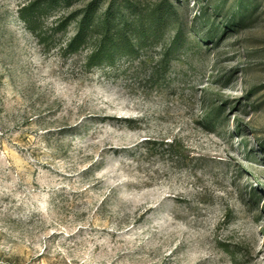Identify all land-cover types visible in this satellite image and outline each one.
Wrapping results in <instances>:
<instances>
[{
  "label": "rangeland",
  "instance_id": "1",
  "mask_svg": "<svg viewBox=\"0 0 264 264\" xmlns=\"http://www.w3.org/2000/svg\"><path fill=\"white\" fill-rule=\"evenodd\" d=\"M0 264H264V0H0Z\"/></svg>",
  "mask_w": 264,
  "mask_h": 264
},
{
  "label": "trees",
  "instance_id": "2",
  "mask_svg": "<svg viewBox=\"0 0 264 264\" xmlns=\"http://www.w3.org/2000/svg\"><path fill=\"white\" fill-rule=\"evenodd\" d=\"M34 8L35 7L33 6V4L24 6L19 10V15H20V18L23 20V22L27 25V28L30 30V32H32V34H36L37 38H40V42H41L43 40L41 35L37 34L35 27H33V24L35 22V17L34 15H32L31 11ZM87 18H88V14H87ZM103 26H104L105 31H107V34H108L109 33V21L104 20ZM84 38L85 37L83 35V26H82V29H79L76 35L67 44L66 46L67 50H70L71 52H76L78 48L81 46L82 42L84 41ZM105 40L106 39L102 40V43L91 51L88 57V61L86 63L87 68L94 67L97 60L103 59L105 55V51H106Z\"/></svg>",
  "mask_w": 264,
  "mask_h": 264
}]
</instances>
